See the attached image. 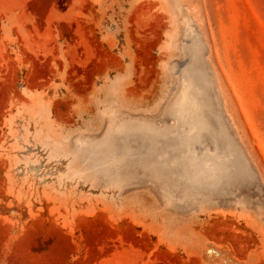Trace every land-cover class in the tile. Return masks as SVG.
<instances>
[{"label": "rangeland", "instance_id": "1", "mask_svg": "<svg viewBox=\"0 0 264 264\" xmlns=\"http://www.w3.org/2000/svg\"><path fill=\"white\" fill-rule=\"evenodd\" d=\"M0 264H264V0H0Z\"/></svg>", "mask_w": 264, "mask_h": 264}, {"label": "bare ground", "instance_id": "2", "mask_svg": "<svg viewBox=\"0 0 264 264\" xmlns=\"http://www.w3.org/2000/svg\"><path fill=\"white\" fill-rule=\"evenodd\" d=\"M186 88V87H185ZM185 90V89H184ZM187 90V89H186ZM189 91V90H188Z\"/></svg>", "mask_w": 264, "mask_h": 264}]
</instances>
